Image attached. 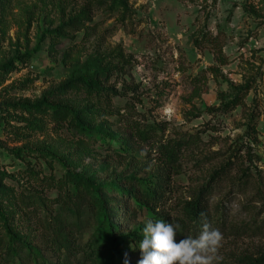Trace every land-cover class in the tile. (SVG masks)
I'll return each instance as SVG.
<instances>
[{"label":"rangeland","instance_id":"rangeland-1","mask_svg":"<svg viewBox=\"0 0 264 264\" xmlns=\"http://www.w3.org/2000/svg\"><path fill=\"white\" fill-rule=\"evenodd\" d=\"M125 1L124 19L120 12L96 9L86 29L51 44L47 32L75 13L80 0H0V170L6 173L2 182L10 188L2 190L9 195L1 196L0 207L17 203V211H7L12 227L35 255L46 256L37 219L48 211L49 200L61 198L69 186L64 176L73 172L98 188L113 227L109 230L102 222L100 211L97 221L88 212L90 225L69 264H108L113 248L138 263L143 228L148 220L156 221L155 214L119 189L129 182L130 189L140 187L142 178L151 185L155 175H163L155 213L181 226L185 202L206 185L215 169L229 164L227 173L212 183L207 200L214 221L210 229L223 235L217 264H242L247 256H263L264 212H258L263 201L253 200L260 199L259 184L242 175L232 155L234 146L247 139V125L254 123L258 135H264V0ZM197 37H204L199 44L194 42ZM213 37L227 58L219 67ZM106 67L109 79L95 80L93 75ZM213 68L220 74L211 72ZM81 73L117 90L108 104L105 94L90 100L95 108L105 105L114 113L102 115L91 107L92 114L84 120L92 131L58 127L45 117L41 130L29 132L15 118L20 113L13 103L35 102ZM243 86L246 94L233 110L207 112V107L219 104V91L232 94L233 87ZM85 100L82 90L63 98L73 105ZM126 108V116L132 114L141 125H158L162 140L190 136L180 158L166 162L156 147L127 143L128 129L115 121ZM12 131L19 132L18 137ZM14 149H20L21 158L14 156ZM29 193H37L47 206L36 201L40 209L27 208L23 201ZM186 226L177 230L176 242L201 231L190 222ZM19 251L16 248L7 258L8 264L21 262Z\"/></svg>","mask_w":264,"mask_h":264},{"label":"trees","instance_id":"trees-1","mask_svg":"<svg viewBox=\"0 0 264 264\" xmlns=\"http://www.w3.org/2000/svg\"><path fill=\"white\" fill-rule=\"evenodd\" d=\"M80 2L82 4L75 13L69 15L53 30L47 32L50 36L51 44L56 43L60 38H73L78 31L86 29L87 23L92 19V12L96 9L105 8L113 12H120V16L123 19L125 18V15H127L128 7L125 0H80ZM118 4L119 6H117ZM202 38L197 37L194 39V42L199 44ZM213 38L214 39L211 38V41L213 42L214 56L219 67L226 64L227 58L223 54L220 44L215 40L216 37ZM3 67L4 66L1 67V70ZM9 70L10 69H8V71ZM109 70V67H106L101 70V73L96 72L93 75L94 79L97 81L102 79L107 81L110 76ZM210 71L215 75L220 74L219 68H213L210 69ZM101 74H104V76L100 77ZM89 77L88 74L81 73L74 78H69L65 83L50 89L41 99H38L35 102L13 103L11 106L15 112L20 113V115L15 116V118L18 121H23V126L26 127L29 132L41 130L43 128V118L45 117L58 127L66 126L77 128L80 131H92L84 120L88 115L92 114L90 113L91 107H94L93 112L97 111L102 115L114 113L113 111H110L109 108L105 110V105H100L95 108V105L90 104V100L94 95L105 94V102L108 104L111 96L117 94V90L114 87L104 85L103 83H93L91 80L93 77ZM245 88L246 86H243L242 88L233 87L232 90L234 92L232 94L226 93L225 91H219V104L217 106L212 105L207 107V112L219 111L221 113H227L233 110L237 105L241 104V100L246 94L247 89ZM74 90H82L87 101L85 100L83 104L80 105H73L67 101H63V98ZM127 111L130 112V110L126 108L124 113L118 114L115 119V121L122 122L124 127L128 129V133L124 135V139L127 143L130 141H137L149 145L152 148L156 147V150L166 162L178 160L182 151L190 144L191 139L188 135L185 137H173L162 140V138H159L157 135L158 125H141L138 119H132V114L126 116ZM23 114H27V116H23ZM246 130L245 133L248 136L247 139L236 147L234 146L235 151L232 157L240 162L241 168L243 169L242 175L246 178L252 176L256 183L259 184L257 193L259 194L260 199L254 198L253 200L263 201L258 211L259 214H261L264 212V184L259 172L256 168L252 167L254 154L252 153L250 146L251 142L255 143L258 141V133L254 123L247 125ZM12 134L15 137H18L19 132L12 131ZM12 152H14L16 158H21L20 149H14ZM124 155L127 156L128 154L125 153ZM129 157L130 161L128 162L130 163L133 157L131 155H129ZM230 163L232 162L230 161ZM227 167H230V165H224L215 169L210 175L209 181L206 185L202 186L189 201L185 202V205L183 206L185 223H181L180 229L183 227L187 228L186 225L188 222L192 224L193 228H199V230H201L202 222H207L209 226L210 224H213L214 221L207 208V200L211 192L212 183L227 173ZM5 174L6 173L3 169L0 170V198L2 195H5L4 191H2L3 189L10 192V188L2 182L1 176ZM29 174L37 177V173H35L32 168H29ZM43 178L44 177H42V179ZM64 179L69 186H72V189L67 186L60 199L56 198L52 201L49 200L48 211L37 219V223L40 224L42 231L44 246L46 247V256L40 255V253L35 255L33 253L34 249L27 243V239L22 241L21 239H24L22 235L12 227L9 220L11 215H8L7 211H17V203L11 206L10 201L8 203L9 206L7 204L4 208L0 207L1 226L2 230H4V233L1 232L2 230L0 231V264H8L7 258L15 253L16 248L21 250L17 253L18 258L21 261L19 264H24L25 262L23 261L28 258L30 262L32 258H35L34 264H69L72 262V258L75 257L79 247L78 241L80 237L90 225V217H85L88 212H90L91 217L97 221L96 219L99 217L98 212L100 211L101 215L99 218H102V222H106L108 225L107 228L111 230L113 225L107 218L108 215L105 206V199L102 195L98 194V188L94 185L88 184L73 172H68L64 176ZM154 179L155 181L151 183V185H148L147 181L142 178L138 179L141 184L140 187L135 186L134 189H130V187L133 186V183L129 182L119 190L122 195H128L127 198H133L145 209L154 213L155 220L165 221L166 219L162 215L155 213V207L162 198L163 184L161 182H163L164 178L163 175H155ZM39 190L43 191V187ZM8 195L5 196L8 197ZM36 201L39 203L42 201L41 204L45 207L47 206V202H44L37 193L27 194L23 202L27 208H30L31 210L36 209L37 211L39 204H37ZM52 202H56L57 205L53 207V205L50 204ZM7 206L9 208L8 210L6 209ZM202 213L203 217L201 216ZM110 235L113 236L111 231ZM24 245H28V248L25 249L27 251L26 255H22ZM138 256L141 259V253H139ZM115 260H118L115 264H125V260H127V264H138L132 262L129 258L123 255L122 251L113 248L108 264H113ZM80 263L81 262H78V264ZM241 263L264 264V255L257 258L247 256L241 261Z\"/></svg>","mask_w":264,"mask_h":264},{"label":"clouds","instance_id":"clouds-1","mask_svg":"<svg viewBox=\"0 0 264 264\" xmlns=\"http://www.w3.org/2000/svg\"><path fill=\"white\" fill-rule=\"evenodd\" d=\"M180 227L179 224L163 220H148L138 246L141 253L138 264H217L222 233L218 229H210L207 222H202L198 236L185 237L176 242Z\"/></svg>","mask_w":264,"mask_h":264},{"label":"built area","instance_id":"built-area-1","mask_svg":"<svg viewBox=\"0 0 264 264\" xmlns=\"http://www.w3.org/2000/svg\"><path fill=\"white\" fill-rule=\"evenodd\" d=\"M258 141L253 143H250L251 151L254 154L253 160H252V167L256 168V170L259 172L262 182L264 184V135L263 136H257Z\"/></svg>","mask_w":264,"mask_h":264}]
</instances>
